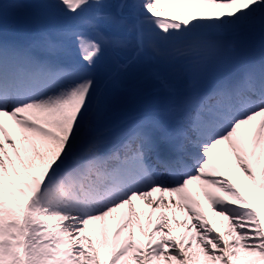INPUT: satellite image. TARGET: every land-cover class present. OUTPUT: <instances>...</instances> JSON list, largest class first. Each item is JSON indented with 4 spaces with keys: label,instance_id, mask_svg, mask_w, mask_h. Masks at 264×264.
<instances>
[{
    "label": "snow or ice",
    "instance_id": "obj_1",
    "mask_svg": "<svg viewBox=\"0 0 264 264\" xmlns=\"http://www.w3.org/2000/svg\"><path fill=\"white\" fill-rule=\"evenodd\" d=\"M11 6L61 27L0 35V264H264V0ZM121 73L159 104L118 120Z\"/></svg>",
    "mask_w": 264,
    "mask_h": 264
},
{
    "label": "bare ground",
    "instance_id": "obj_2",
    "mask_svg": "<svg viewBox=\"0 0 264 264\" xmlns=\"http://www.w3.org/2000/svg\"><path fill=\"white\" fill-rule=\"evenodd\" d=\"M15 0H11L9 3L6 4V6H10L13 4ZM25 3V2H24ZM215 7V6H210ZM169 12L171 10L169 9ZM37 34L33 32H26L21 30L19 27L15 28L14 30H10L5 24L3 27V32L0 33V35L3 36V38L8 40H14L15 37H18L20 41L28 40L34 38V36ZM256 38H260V35H255ZM237 46H243L246 45L247 41H245V37L240 38L237 42ZM235 45L234 49L227 52L226 55L231 58L235 59L238 55L237 52L234 50L237 48ZM243 49V47H242ZM115 63V62H114ZM109 65L113 66V63H109ZM116 71V69H115ZM110 89L113 93V95L118 99L120 102L117 107V119L118 120H127L133 116H135L137 113L144 111L148 107L157 106L161 99V94L158 93L155 89L156 86L151 82H140L138 80H134L133 78L129 77L126 74L121 73L114 83L110 85ZM7 121V118H5ZM10 123V122H9ZM15 138V137H14ZM244 191L243 189H241ZM246 195H248L247 192H245ZM159 193H154L153 198H156ZM165 199H168L169 194L164 193ZM203 200V197H200ZM249 199H252L251 196H249ZM206 211H210L206 208ZM177 216L179 219L183 220L187 218L186 213L178 212ZM156 223V217H153V225ZM218 230L219 227H218Z\"/></svg>",
    "mask_w": 264,
    "mask_h": 264
},
{
    "label": "rangeland",
    "instance_id": "obj_3",
    "mask_svg": "<svg viewBox=\"0 0 264 264\" xmlns=\"http://www.w3.org/2000/svg\"><path fill=\"white\" fill-rule=\"evenodd\" d=\"M11 0H0V3L9 2ZM29 2V4H37L40 2V0H22V2ZM39 9L36 8H29L26 10V13H21L19 10L13 8L11 5L9 7L4 8V17H3V23L10 28V30H14L15 28L19 27L21 30L26 32H38L40 27L44 28V21L48 20L53 25V31L57 30L59 27H61L60 22L57 20V18L54 16V14L49 13V16L47 19H44L41 21V23H35L27 20L25 18L26 15H35ZM109 63H113V66L109 65ZM116 69V64L113 62L112 58L110 56H105L102 58L100 64L98 65V72L101 76H106L112 72H114ZM221 230V229H220ZM176 234V233H174Z\"/></svg>",
    "mask_w": 264,
    "mask_h": 264
},
{
    "label": "water",
    "instance_id": "obj_4",
    "mask_svg": "<svg viewBox=\"0 0 264 264\" xmlns=\"http://www.w3.org/2000/svg\"><path fill=\"white\" fill-rule=\"evenodd\" d=\"M46 31H50V27L45 23Z\"/></svg>",
    "mask_w": 264,
    "mask_h": 264
}]
</instances>
